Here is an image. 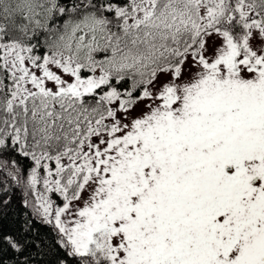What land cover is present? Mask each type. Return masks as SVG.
<instances>
[{
    "label": "snow or ice",
    "instance_id": "obj_1",
    "mask_svg": "<svg viewBox=\"0 0 264 264\" xmlns=\"http://www.w3.org/2000/svg\"><path fill=\"white\" fill-rule=\"evenodd\" d=\"M0 264H264V0H0Z\"/></svg>",
    "mask_w": 264,
    "mask_h": 264
}]
</instances>
